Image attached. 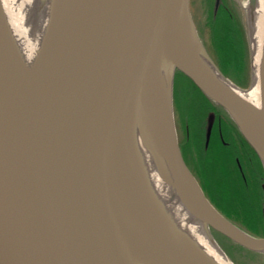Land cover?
Instances as JSON below:
<instances>
[{
	"label": "water",
	"instance_id": "1",
	"mask_svg": "<svg viewBox=\"0 0 264 264\" xmlns=\"http://www.w3.org/2000/svg\"><path fill=\"white\" fill-rule=\"evenodd\" d=\"M194 49L213 63L189 0H53L26 68L0 0V264H216L156 204L136 128L160 149L178 199L209 233L264 250V236L221 213L186 165L162 81L175 70L190 78L264 164V41L259 106Z\"/></svg>",
	"mask_w": 264,
	"mask_h": 264
},
{
	"label": "rangeland",
	"instance_id": "2",
	"mask_svg": "<svg viewBox=\"0 0 264 264\" xmlns=\"http://www.w3.org/2000/svg\"><path fill=\"white\" fill-rule=\"evenodd\" d=\"M189 6L198 36L217 69L239 88H251L254 75L251 63L252 38L248 12L249 0H189ZM217 10L220 13L217 14L220 15L217 18V22L220 19V24L217 23V29L220 31L225 21H229L230 24L224 26L233 38L231 41H236L238 44L237 52L241 57L242 64L238 65L234 76L230 73L229 75L223 73L220 57L214 52L207 16L210 18L211 13L214 14ZM226 15H229L231 19H228ZM223 31H225L224 28ZM230 68H233V66H230ZM231 73L235 74L233 71ZM169 84L167 89L170 88L177 140L187 165L197 175L206 194L219 208L220 212L221 210L225 211V215H228L232 222L234 221L238 225L239 222H242V219L239 218L240 212L237 213L236 210L234 211V209L228 207L217 196L214 198L211 180L207 182L206 175L208 173L205 175L201 165L203 158L207 156L211 162L213 159L218 158L220 156L219 150L223 148L222 146H225L234 158L235 163L225 166L230 174L231 186L235 190V178L237 177L232 170L236 166L237 172L242 178V182H244L243 184L248 188L245 196L246 201L248 200L253 207L252 214L255 221L251 222L255 228H253L254 232L250 233L249 230L247 232L256 236H264V164L258 153L247 141L249 146L256 152V154L251 152L252 155H249L248 146L244 142H239L237 135L239 129L228 114L229 118L222 119L218 125L219 117L215 113L217 108L207 102L205 95L196 86L192 85L187 78L176 73L175 70ZM223 140L228 141V145L224 144ZM221 185L225 190V185ZM210 233L233 264H264V250L244 249L224 239L212 229H210Z\"/></svg>",
	"mask_w": 264,
	"mask_h": 264
},
{
	"label": "bare ground",
	"instance_id": "3",
	"mask_svg": "<svg viewBox=\"0 0 264 264\" xmlns=\"http://www.w3.org/2000/svg\"><path fill=\"white\" fill-rule=\"evenodd\" d=\"M2 3L18 56L24 67L30 68L41 46L53 0H2ZM249 20L252 38L251 63L254 75L251 88L237 87L223 77L210 60L204 58L195 49L194 51L202 63L225 85L259 106L258 69L264 41V0H256ZM162 81L165 87L170 85L169 76L162 75ZM134 140L151 193L164 216L186 241L201 248L216 264H233L210 235L208 227L188 212L178 199L160 149L153 151L149 145L150 138L137 128L134 130Z\"/></svg>",
	"mask_w": 264,
	"mask_h": 264
},
{
	"label": "trees",
	"instance_id": "4",
	"mask_svg": "<svg viewBox=\"0 0 264 264\" xmlns=\"http://www.w3.org/2000/svg\"><path fill=\"white\" fill-rule=\"evenodd\" d=\"M217 14H220L218 12V10L214 14L211 13L210 18L207 16V21H208V24L210 27V34H211V38L213 40L214 52L220 57L221 68H222L223 73L226 75L227 74L229 75V73H230L231 75L234 76V75H236V72H237L236 68L238 67V65H240V63L242 64L241 57H240L239 53L237 52L238 44L236 41L235 42L231 41V40H233V38L231 37V35L228 33V31L226 30V28L224 26V25H229L230 24L229 21H225V24L223 25V28L225 29V31H223V28H221L220 31L217 29V23L220 22V19H219V22H217V18H218V16H220ZM226 16L228 19H231L229 17V15H226ZM230 66H233V68H230ZM231 71H233L235 74H232ZM176 73L181 74L182 76L187 78L188 81H190V83L192 85L196 86L190 80V78H188L181 71L176 70ZM241 137L243 138L244 142L249 146V144L247 143V140L244 138V136H241ZM222 147L223 148L221 150H219V152H218L220 156L216 159H213L212 162H211L210 158H208V156L203 158L202 164H201L202 169H203L205 175H206V173H208L206 175L207 182L209 180H211V189L214 193V198H215V196H217L222 201H224V203H226L228 205V207L234 209V211L236 210L237 213L240 212L241 217L239 216V218L242 219V222H239V224L238 223L237 224L241 228H243L244 230H246V231L249 230V232L252 233V232H254L253 228H255L253 226L252 222L255 220H254L253 214H252L253 213V207L249 204L248 200L246 201V198H245L248 188L245 187V185L243 184L244 182H242L243 180L239 176V173L237 172L236 166H234V170H232V171H234L233 174H235V176L237 177V178H235V182H236L235 183L236 187L234 186L235 190L231 186V183L229 181V175L230 174L227 172V169L225 166L227 164H233L234 158L230 155V153L227 151L225 146H222ZM249 148L251 149L253 154H256V152L253 150V148H251L250 146H249ZM220 181H221V183H220ZM221 184L225 185V187H224L225 190L223 189ZM231 193H232V196H231ZM230 196L232 197V199ZM207 197H208V195H207ZM209 200L211 201L210 198H209ZM212 204L219 210V208L215 205V203L212 202ZM221 212L224 215L226 213L225 211H222V210H221ZM226 217L228 219H230L228 217V215ZM212 231L221 235L224 239L230 241L231 243L235 244L236 246L247 249V248L241 246L240 244L234 242L230 238L226 237L225 235L221 234L220 232H218L214 229H212Z\"/></svg>",
	"mask_w": 264,
	"mask_h": 264
},
{
	"label": "flooded vegetation",
	"instance_id": "5",
	"mask_svg": "<svg viewBox=\"0 0 264 264\" xmlns=\"http://www.w3.org/2000/svg\"><path fill=\"white\" fill-rule=\"evenodd\" d=\"M205 97L207 98L206 100H208L207 102H209L210 104H212L214 107H216L217 108V110L215 111V113H216V115L219 117V120H218V125L220 124V121L222 120V119H228L229 117H228V113L221 107V106H219L218 104H216L215 102H213L211 99H209L206 95H205ZM219 128V127H218ZM220 133V132H219ZM237 135H238V140H239V142L240 143H243L244 142V140H243V138L241 137V136H243L242 134H240V131L239 132H237ZM224 144H227L228 145V141H226V140H223L222 141ZM244 144H246L245 142H244ZM247 145V144H246ZM248 146V145H247ZM248 148H249V146H248ZM247 151H249V155H252L251 154V149L249 148V149H247ZM181 153H182V150H181ZM182 156H183V153H182ZM183 159H184V157H183ZM184 161H185V159H184ZM185 163H186V161H185ZM186 165H187V163H186ZM188 166V165H187ZM188 168H189V166H188ZM190 169V168H189ZM191 170V169H190ZM191 172L194 174V176L196 177V179L198 180V182H199V184L201 185V182L199 181V178L197 177V175L191 170ZM201 187H202V189H203V191H204V193L206 194V192H205V190H204V188H203V186L201 185ZM206 196H207V194H206ZM209 199V198H208ZM222 213V212H221Z\"/></svg>",
	"mask_w": 264,
	"mask_h": 264
}]
</instances>
